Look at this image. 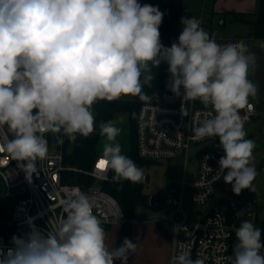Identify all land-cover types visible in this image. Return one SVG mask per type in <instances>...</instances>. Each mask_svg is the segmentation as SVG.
I'll list each match as a JSON object with an SVG mask.
<instances>
[{
    "label": "clouds",
    "instance_id": "1",
    "mask_svg": "<svg viewBox=\"0 0 264 264\" xmlns=\"http://www.w3.org/2000/svg\"><path fill=\"white\" fill-rule=\"evenodd\" d=\"M163 16L158 6L138 0H0V152L8 153L29 181L36 162L48 156L46 134L56 136L58 144L65 136L75 142L77 134L87 137L96 130L92 107L97 101L127 95L149 100L144 85L151 86L152 68L163 61L174 94L183 88L185 101L199 100L213 110L194 128L192 139L219 137L224 182L237 195L255 191V142L246 138L247 117L240 115L251 109L249 97L257 93L248 78L246 49L218 44L194 16L181 18L178 42L165 47L159 32ZM121 133L116 121L99 124L100 162L114 172L113 181L142 183L143 169L122 154ZM62 208L59 222L46 234L28 218L31 231L13 236L14 247L6 252L0 249V264H128L137 244L125 238L110 248L86 193L75 189ZM235 235L230 264H264L260 229L243 220ZM206 260L181 251L170 264Z\"/></svg>",
    "mask_w": 264,
    "mask_h": 264
},
{
    "label": "built area",
    "instance_id": "2",
    "mask_svg": "<svg viewBox=\"0 0 264 264\" xmlns=\"http://www.w3.org/2000/svg\"><path fill=\"white\" fill-rule=\"evenodd\" d=\"M194 17L215 39L212 26L203 15L196 14ZM217 43L241 45L248 55L253 52L255 44L264 48V35L255 39L244 36L219 38ZM253 59L256 71L254 56ZM255 71L248 74L253 83L257 81ZM171 83L172 77L167 69L160 87L149 96V100L140 102L136 117L137 153L141 158L151 161L174 160L173 166L177 161L180 162L178 174L183 173V177L169 185L164 202L165 209L172 210L168 218L175 226L173 256L181 251H189L192 259L198 258V255L207 257L206 264H215L217 258H221V264H230L232 236L245 216L255 214L254 200L234 207L232 219L228 209L218 203L211 204L206 211L200 210L201 214L197 218L184 209L187 189L199 206H206L212 200L217 182L224 176L219 168V160L224 152L219 137L200 141L192 139L194 128L213 111L211 106L205 107L199 100L185 101L183 88L178 96L171 91ZM249 104L251 109L246 107L240 111L241 117H247L244 127L258 115V104L253 96L249 97ZM184 110L187 111L186 116L183 115ZM8 135L12 138L10 133ZM46 139L48 156L36 162L37 171L32 174L30 181L8 153L0 152V182L5 197L12 204L10 223L14 228L10 237L0 234V249L5 252L14 247L13 236L23 237L31 231L28 218H32L37 230L44 234L54 228L63 215L62 201L71 197L75 189L90 197L93 212L102 220V226L122 225L126 220L118 200L103 188V182L113 180L114 174L106 167H99L102 154H98L91 168H81L67 162L64 149L51 140V133L46 134ZM192 144L205 146L197 152L198 164L194 176L189 179L187 175ZM78 174L92 177L94 181H76ZM176 212L182 214V221H175ZM179 231H184V234L180 236Z\"/></svg>",
    "mask_w": 264,
    "mask_h": 264
},
{
    "label": "rangeland",
    "instance_id": "3",
    "mask_svg": "<svg viewBox=\"0 0 264 264\" xmlns=\"http://www.w3.org/2000/svg\"><path fill=\"white\" fill-rule=\"evenodd\" d=\"M140 1V0H139ZM155 6H158L159 10H171L173 7H182L183 12L176 21V32L179 37L183 30V24L181 18H191L192 16L202 14L205 21L213 26V35L215 36L216 42L218 38L227 36H235V34L244 25L240 22L231 20L230 15L227 13H218L215 6V0H151ZM220 20H225V24L220 25ZM164 46V41L161 40ZM250 57L248 74L255 71L254 59L252 52L248 54ZM161 64V63H160ZM159 64V66H160ZM158 67L152 68L153 77L158 71ZM257 88V93L253 96V99L257 101L259 84L257 81L254 82ZM158 89V88H157ZM156 89V90H157ZM154 90V91H156ZM153 91V92H154ZM152 92V93H153ZM151 93V94H152ZM149 94L148 97L151 95ZM121 99L136 100L137 96L127 95L121 96ZM93 115L95 117L96 112L94 106L92 107ZM260 115L261 118L257 119ZM258 115L249 122L244 128L247 132V138L255 142L252 166L256 168L257 175L253 181V188L255 191L250 189H243L239 195L235 194L232 190V185L224 182L223 177L217 182V187L212 200L206 206L197 205L192 199L191 192L189 189L186 190L183 207L192 217L197 218L201 211H206L207 208L215 203L221 202L223 206L229 202L239 204L240 202H248L254 200V208L257 214H251L243 220L251 221L261 231V243L264 240V170H259V164L264 156V104L258 108ZM111 120L117 122V126L122 129V133L117 137V141L122 147V154L129 157L131 149V126L129 121L128 112L122 111L115 115ZM261 128V131H260ZM81 136L77 134V137ZM57 142V140H55ZM63 143L59 144L64 149L65 154L71 153L75 142L70 141L66 136L63 137ZM205 146L204 144H192L189 152V173L187 178L191 179L195 174V169L198 164L197 152L199 149ZM97 149L102 154L103 149V138L97 144ZM174 160H163L153 161L147 164L144 168V189L143 191L149 195H157L160 197V201L156 205L152 206L150 203L145 205L137 206L133 212L132 223V238L131 241L137 244L135 253H129L128 264H169L167 258L168 242L161 237L160 227L172 225L171 220L168 219L171 209L167 210L164 207L166 198V190L170 184L183 177V173H172ZM114 174V172H113ZM93 181V180H92ZM1 184V182H0ZM0 196L4 199L5 194L3 189L0 191ZM175 221H181V213L174 215ZM242 220V221H243ZM241 223V222H240ZM239 223V224H240ZM169 227H166V229ZM118 225L112 226L106 232V243L109 247H115L118 236ZM168 230V229H167ZM114 264L116 262L114 261ZM117 264H121L119 261Z\"/></svg>",
    "mask_w": 264,
    "mask_h": 264
},
{
    "label": "trees",
    "instance_id": "4",
    "mask_svg": "<svg viewBox=\"0 0 264 264\" xmlns=\"http://www.w3.org/2000/svg\"><path fill=\"white\" fill-rule=\"evenodd\" d=\"M144 4H149L155 6L151 0H144ZM261 8H260V17L258 18L256 24V36L261 37L264 35V0H260ZM164 13L162 23L159 28L160 32V40L164 41L165 47H171V45L175 42H178V36L176 32V21L178 17L183 12L182 7H173L171 10H160ZM168 64L166 62H161L156 75L154 76L151 86L144 85L143 92L148 96L154 90L160 87L163 81V77L165 72L168 69ZM264 75V71H263ZM142 100L137 96L136 100H126V99H115L113 101L101 100L97 101L93 106L96 112L95 115V126L96 130L88 135L87 137L78 136L75 140L73 150L71 153L66 154L67 162L81 167V168H91L94 164L95 159L97 158L99 151L97 149V144L100 140L99 136V124L101 122H106L115 117L119 112L125 111L128 112L129 121L131 126V149L129 158L132 159L136 165L143 169L147 164L152 163L151 160H146L141 158L137 153L136 148V117L138 107ZM264 104V101H263ZM51 140H57L56 136L51 134ZM84 179L88 182H93L94 179L92 177H86L82 174H78L79 181ZM93 180V181H92ZM103 188L111 193L118 200L119 204L123 208L125 212L126 220L122 223L119 234H118V243L117 248L121 246L123 240L128 238L131 240L132 238V217L133 212L137 206L149 204V195L146 194L144 189V180L142 183H132L127 180H121L119 183L110 180L103 182ZM4 188L2 184H0V191ZM219 204V203H218ZM221 204V203H220ZM11 208L12 204L9 199L6 197L3 199L0 196V234H4L10 237L14 233V228L12 227L11 220ZM229 217L232 219L234 214V207L228 208ZM264 224V220H263ZM104 229H109V225L103 226ZM236 235L235 233L232 236V248L231 252L233 255V248L236 243ZM264 244V240L262 241ZM264 251V250H262ZM116 264L119 260L115 261Z\"/></svg>",
    "mask_w": 264,
    "mask_h": 264
},
{
    "label": "crops",
    "instance_id": "5",
    "mask_svg": "<svg viewBox=\"0 0 264 264\" xmlns=\"http://www.w3.org/2000/svg\"><path fill=\"white\" fill-rule=\"evenodd\" d=\"M138 2L141 5H143L145 1L138 0ZM260 8H261L260 0H215V6H214V9H216L218 13H227L230 15L231 20L240 22L241 24L244 25L243 29L237 32L235 36H227V37L244 36V37L251 38V39L258 38L255 32H256V24H257L258 18L260 17ZM223 24H225V20H220V25L222 26ZM212 30H213V26H212ZM223 38H226V37H223ZM215 203H218V202H215ZM220 203L221 202H219V204ZM240 203H243V202H240ZM239 204L229 202L225 206H223L222 204L220 205L228 209L230 206L236 207ZM176 213H179V212H176ZM255 214H257V212H255ZM246 217L247 216H245L243 219H245ZM177 222H180V221H177ZM111 227L112 226H110V228ZM118 227L119 229H118L117 234H119L121 225H118ZM166 227H169L167 228L168 230L166 229ZM109 229H105V232H107ZM160 231H161L160 233L161 237H163L168 242V244H171L168 246V252H167V258L170 264L171 258L173 257V238L175 234V226L173 223L172 225H167V226H164L163 224L160 227ZM183 234H184V231H179L180 236H182ZM117 243H118V236H117ZM117 243H116V248H117Z\"/></svg>",
    "mask_w": 264,
    "mask_h": 264
},
{
    "label": "water",
    "instance_id": "6",
    "mask_svg": "<svg viewBox=\"0 0 264 264\" xmlns=\"http://www.w3.org/2000/svg\"><path fill=\"white\" fill-rule=\"evenodd\" d=\"M254 58H255V65H256V71H255V78L258 81L259 84V90H258V105L257 107L259 108L264 101V48L260 44H255L253 46V52H252ZM261 116L258 115L257 119H260ZM261 131V128H260ZM180 169V162L177 161L176 164L172 168V173L177 174ZM259 170H264V156L259 164ZM160 201V197L157 195H152L150 197V204L154 205L157 202Z\"/></svg>",
    "mask_w": 264,
    "mask_h": 264
},
{
    "label": "snow or ice",
    "instance_id": "7",
    "mask_svg": "<svg viewBox=\"0 0 264 264\" xmlns=\"http://www.w3.org/2000/svg\"><path fill=\"white\" fill-rule=\"evenodd\" d=\"M105 165H104V162L101 161L100 164H99V167L103 168Z\"/></svg>",
    "mask_w": 264,
    "mask_h": 264
}]
</instances>
